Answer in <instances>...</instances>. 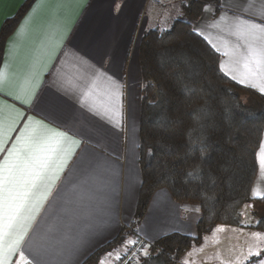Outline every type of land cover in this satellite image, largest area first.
Wrapping results in <instances>:
<instances>
[{
	"label": "crops",
	"instance_id": "crops-1",
	"mask_svg": "<svg viewBox=\"0 0 264 264\" xmlns=\"http://www.w3.org/2000/svg\"><path fill=\"white\" fill-rule=\"evenodd\" d=\"M26 1L0 0V29ZM182 3L35 0L7 38L0 66V107L5 118V150L0 153V160L15 143L28 118L33 126L39 121L80 140L30 233L33 238H47V251L42 256L45 264H82L130 226L141 187L139 45L146 30L168 29L181 15ZM249 3L250 0H220L218 13L212 4H207L193 27L220 55L224 74L235 67L234 56L224 53L244 51V41L230 33L228 26L236 18L264 25L259 5L249 7ZM151 7L153 14H149ZM167 8L169 13H162ZM97 76L99 89L107 92L100 97L106 108L93 107L91 100L83 99L82 89ZM226 76L231 78V74ZM252 82L258 86L250 87ZM259 83L238 84L264 95ZM17 113L22 115L17 117ZM10 118L16 120L11 132ZM261 146L251 190L253 202L241 209L240 225L215 228L174 264H256L255 253H264V240L255 235L260 233L255 226L264 220V205L255 202L264 199ZM88 161H92L91 166ZM199 217L198 205L176 203L167 190L161 189L151 198L140 224L129 229L130 236L122 247L107 254L99 264H119L135 238L150 244L174 234L195 238ZM21 250L33 264L41 258L28 244ZM139 258H135L134 264H138ZM10 260L12 264H24L19 254Z\"/></svg>",
	"mask_w": 264,
	"mask_h": 264
},
{
	"label": "trees",
	"instance_id": "trees-1",
	"mask_svg": "<svg viewBox=\"0 0 264 264\" xmlns=\"http://www.w3.org/2000/svg\"><path fill=\"white\" fill-rule=\"evenodd\" d=\"M35 0H27L0 29V66L7 38ZM207 4L191 0L168 29L150 28L139 45L141 187L130 226L82 264H99L122 247L142 221L153 195L167 190L179 204L200 207L195 238L169 235L138 264H174L218 227H238L253 202L257 153L264 133V95L238 84L220 69V55L193 27ZM246 99V100H245ZM189 173H192L189 176ZM264 205V199L255 201ZM255 229L264 234V220Z\"/></svg>",
	"mask_w": 264,
	"mask_h": 264
},
{
	"label": "snow or ice",
	"instance_id": "snow-or-ice-1",
	"mask_svg": "<svg viewBox=\"0 0 264 264\" xmlns=\"http://www.w3.org/2000/svg\"><path fill=\"white\" fill-rule=\"evenodd\" d=\"M259 5L260 17L264 18V0H250L249 7ZM247 11V8L244 9ZM230 33L244 41V51L224 55L234 56V69L226 71L238 83L259 81V90L264 92V25L236 18L229 26ZM225 66H222L224 70ZM100 77L93 79L82 89L85 102L91 100L93 107L106 105L100 99L106 95L98 86ZM3 73H0V83ZM250 87H257L252 82ZM112 87L117 88L115 84ZM118 96V92L115 93ZM18 97H14L17 99ZM22 103L24 101H21ZM22 115L17 113V117ZM15 118H10L8 131H14ZM5 118L0 107V153L4 152ZM80 146V140L64 131L48 128L39 121L28 118V123L15 138V143L7 150V155L0 160V264H12L10 257L19 254L24 264H33L21 250L25 244L30 245L37 257L35 264H45L42 256L47 251V238H33V224L43 205L52 195L56 182L68 167L74 155V149ZM91 166L92 161H88ZM260 169L264 172V145L259 154ZM118 175V173H117ZM192 173H189L191 176ZM257 239H262L258 234ZM129 243L134 244L135 241ZM75 250V246H74ZM144 250V255H147ZM252 254L251 251L249 253ZM111 255V253H109ZM255 255L259 256L257 251ZM119 259V255L116 257ZM103 264V262H101Z\"/></svg>",
	"mask_w": 264,
	"mask_h": 264
},
{
	"label": "built area",
	"instance_id": "built-area-1",
	"mask_svg": "<svg viewBox=\"0 0 264 264\" xmlns=\"http://www.w3.org/2000/svg\"><path fill=\"white\" fill-rule=\"evenodd\" d=\"M181 2H188L191 0H179ZM134 244L130 243L127 253L125 254L124 258L120 261L119 264H134L136 257L145 256L144 250H147V253L150 251L153 244L148 243L145 239L142 238H135Z\"/></svg>",
	"mask_w": 264,
	"mask_h": 264
},
{
	"label": "rangeland",
	"instance_id": "rangeland-1",
	"mask_svg": "<svg viewBox=\"0 0 264 264\" xmlns=\"http://www.w3.org/2000/svg\"><path fill=\"white\" fill-rule=\"evenodd\" d=\"M172 2H175V1H177V0H171ZM185 3V2H184ZM172 7V6H171ZM168 11H170V10H168V8L167 9H164V11H162V13H165V14H168L169 12ZM154 12H153V7H151L150 8V11H149V14H153ZM161 18L162 19H165V16H163V15H161ZM246 100V99H245ZM258 234H260L261 236H259V237H261L263 240H264V234L263 233H258ZM258 243H260L259 242V240H258V242H257V245H258ZM120 250V249H119ZM118 251V250H117ZM117 252H115L114 251V255L116 254ZM257 256V255H256ZM109 257H112V256H109ZM108 257V258H109ZM264 260V253H260V255L259 256H257V259L255 260V263L256 264H260L261 263V261H263ZM263 263V262H262Z\"/></svg>",
	"mask_w": 264,
	"mask_h": 264
}]
</instances>
